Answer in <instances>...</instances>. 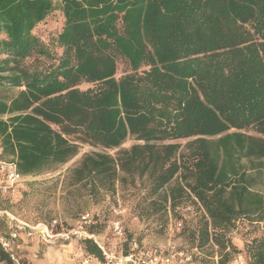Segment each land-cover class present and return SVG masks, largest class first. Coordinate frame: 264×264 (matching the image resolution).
I'll return each mask as SVG.
<instances>
[{"label":"trees","instance_id":"1","mask_svg":"<svg viewBox=\"0 0 264 264\" xmlns=\"http://www.w3.org/2000/svg\"><path fill=\"white\" fill-rule=\"evenodd\" d=\"M56 13L54 31L38 28ZM82 144L100 151L80 156L69 185L144 179L153 213L179 221L187 200L199 207L194 247H214L217 264L242 252L264 264V232L242 252L228 236L240 217L264 219L252 187L264 174V0H0L3 156L37 176ZM80 245L105 263L92 239ZM12 255L0 242V264Z\"/></svg>","mask_w":264,"mask_h":264},{"label":"rangeland","instance_id":"2","mask_svg":"<svg viewBox=\"0 0 264 264\" xmlns=\"http://www.w3.org/2000/svg\"><path fill=\"white\" fill-rule=\"evenodd\" d=\"M60 18V15L56 13L38 28L43 31H54L61 22ZM41 62L47 63L46 59H42ZM125 71L126 66L120 63L116 76L123 75ZM87 86L88 84H83L81 88ZM185 141V139L177 140L182 144ZM133 143L135 141L128 138L123 147H129ZM94 151H100V149L82 144L78 155L55 171L23 177L14 184L8 194L0 196V210H5L14 218L30 225H47L54 230L85 229L92 224L93 228L98 230L94 232L97 242L113 257H119L127 251L130 240L134 238L146 247L171 244L178 249L192 251L195 264H217L214 247L208 246L201 250L194 247L191 230L201 212L199 207L191 201L187 200L177 209L186 216L179 220L182 227L178 229L173 225L176 220L170 214L165 216L163 212L153 213L151 197L147 194L148 184L144 179L136 180L133 184L130 181L126 183L116 181L112 190L99 187L93 194H90L88 187L83 185H69V170L78 164L83 153ZM263 180L264 174H260L254 184L261 187ZM85 214H88L90 223L83 225L80 217ZM251 219L240 217L228 233L240 252L253 237L264 232V219ZM115 220H119L123 226V234L120 237L112 230V222ZM12 223L11 218L0 215V235L7 236ZM169 225H173L172 231H168ZM70 241L80 245V240L74 238ZM42 243L35 240L27 241L24 245L31 247V250H14L18 264H28L26 254H35L34 260L38 261L45 249ZM83 256L87 255L83 253ZM237 256H243V252L234 257ZM91 259L99 262L93 257ZM244 260L248 264V259L244 258ZM14 264L17 263L14 262ZM172 264L183 263L175 260Z\"/></svg>","mask_w":264,"mask_h":264},{"label":"built area","instance_id":"3","mask_svg":"<svg viewBox=\"0 0 264 264\" xmlns=\"http://www.w3.org/2000/svg\"><path fill=\"white\" fill-rule=\"evenodd\" d=\"M0 196L6 195L13 188L14 184L20 181L23 177L18 174L16 163L14 159H7L2 154L0 146ZM1 216L11 218L13 223L9 227L7 237H0L2 246L6 249L12 248V241L21 238H32L38 234V240L47 244L53 245L56 242H68L71 239L81 240L83 238H90L100 247L104 255L105 264H172L175 260L183 264H195L194 252L184 249H178L174 245L168 244L167 246L160 245L154 247L142 246L136 239H131L129 248L126 253L119 257L109 255L102 246L97 242L95 235L88 233L83 229H70V230H54L51 226L47 225H30L24 221L14 218L10 213L5 210H0ZM80 222L83 225L90 223L88 214L80 217ZM55 223V221L53 222ZM173 225L181 229V221H176ZM173 225H169L168 231H172ZM113 233L119 237L123 234V226L119 220L112 222ZM12 259L18 264L17 258L12 255ZM233 264H245L241 256L233 258ZM79 264H88L87 259H83Z\"/></svg>","mask_w":264,"mask_h":264},{"label":"crops","instance_id":"4","mask_svg":"<svg viewBox=\"0 0 264 264\" xmlns=\"http://www.w3.org/2000/svg\"><path fill=\"white\" fill-rule=\"evenodd\" d=\"M253 189L256 191L262 192L264 194V180L263 185H253ZM37 241L38 243H42L38 240V234H35L32 238H21L19 240L12 241V249L13 250H31V247L24 245L27 241L34 242ZM45 245V249L43 250L42 255L40 256L39 260H34L35 254H26V258L30 259V261L27 259L28 264H79L83 259L88 260V264H105V263H99L91 259L90 256H83V249L81 245H79L77 242L68 241V242H56V244L53 245H47L45 243H42Z\"/></svg>","mask_w":264,"mask_h":264}]
</instances>
